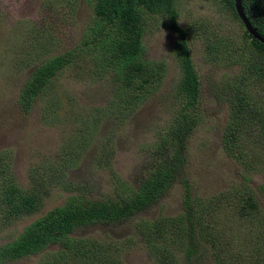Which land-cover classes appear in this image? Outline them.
Returning <instances> with one entry per match:
<instances>
[{
	"label": "rangeland",
	"instance_id": "obj_1",
	"mask_svg": "<svg viewBox=\"0 0 264 264\" xmlns=\"http://www.w3.org/2000/svg\"><path fill=\"white\" fill-rule=\"evenodd\" d=\"M173 4L198 84L194 106L181 112L167 17L143 13L146 70L125 87L84 0H0V167L18 192L38 199L32 213L6 220L0 210V245L69 196L116 198L159 163L167 170L162 193L137 212L75 227L67 247L49 244L1 264H264V72L249 75V38L224 2ZM261 7L248 9L254 24L264 23V0ZM58 54L66 63L32 100L22 98L35 69ZM241 75L249 107L235 129L231 83ZM225 133L235 137L230 147ZM189 199L197 213L192 204L184 211ZM141 220L174 223L180 235L145 232Z\"/></svg>",
	"mask_w": 264,
	"mask_h": 264
},
{
	"label": "trees",
	"instance_id": "obj_2",
	"mask_svg": "<svg viewBox=\"0 0 264 264\" xmlns=\"http://www.w3.org/2000/svg\"><path fill=\"white\" fill-rule=\"evenodd\" d=\"M90 6L92 30L96 31L99 38V49L105 53L111 54V66L113 75L116 76L120 84L129 87L136 73L140 75L146 70L141 60L142 45L141 35L143 31V13L165 16L170 20L168 28L175 34L173 42V56L175 57L178 69V91L184 100L181 103L179 112L192 109L196 102L197 94V78L193 70L187 43L185 40L184 30L176 26L173 22L176 17L173 0H84ZM225 3L232 11H234L233 0H220ZM251 4V5H250ZM240 5L250 24L255 27L256 32L264 38V23L259 20L256 24L249 17L250 7L253 10L260 11L261 0H240ZM237 17V16H236ZM257 25V26H256ZM244 35L249 38L248 48L253 52L247 55L243 60L247 61L249 67V75L253 72L261 74L264 72V45L257 40L251 38L250 34L244 31ZM219 47V46H218ZM208 49V46H205ZM65 54L51 56L41 65H39L32 77L27 81L21 93L22 98L32 100L33 96L38 93L40 88L46 84V81L66 63ZM137 76V75H136ZM248 77L241 75L236 78L231 85L233 92L230 104L232 105V122L231 126L237 129L239 125L238 115L243 111V105L249 107L248 101L244 99L246 93L238 89L237 85H242ZM145 81L143 79L142 83ZM142 86V85H140ZM253 104L250 105L252 111L256 113L254 103L256 98H251ZM251 102V103H252ZM246 108V109H247ZM175 122V121H174ZM178 127V123L176 124ZM174 128V125L172 126ZM261 136L264 142V123L261 124ZM170 134V146L175 144L177 135L174 131ZM227 135V136H226ZM168 135L162 137L160 142H166ZM235 137L225 133L223 142L230 147L235 142ZM233 142V143H231ZM158 147V144L156 145ZM179 161V159H176ZM151 170L144 180L135 188L126 187V190L119 194L116 198H104L100 202H93L80 196H69L60 206H55L45 214L34 219L31 223L24 226L21 231L15 234L10 240L0 245V264L5 260H13L22 256L37 254L45 249L49 244L57 243L63 247H67L66 240L68 234L78 226H85L98 220H121L131 215L141 208L151 203L165 187V176L167 170L163 167V163ZM1 166V161H0ZM175 167H173L174 169ZM37 197L31 193L18 192V190L9 183V180L3 177V170L0 167V210L5 211V219L7 216L17 214L32 213L37 204ZM194 208L196 204L191 199L185 203L183 209L185 212ZM251 208L252 205H244ZM197 213V210H192ZM188 218L190 214L188 213ZM190 225V221L188 220ZM140 226L143 231H151L152 226L158 230L166 228L171 236L180 235L177 230L179 227L174 223H165L161 220H141ZM153 230V229H152ZM205 230V229H203ZM147 234V233H146ZM207 241H211L216 236L209 231Z\"/></svg>",
	"mask_w": 264,
	"mask_h": 264
},
{
	"label": "water",
	"instance_id": "obj_3",
	"mask_svg": "<svg viewBox=\"0 0 264 264\" xmlns=\"http://www.w3.org/2000/svg\"><path fill=\"white\" fill-rule=\"evenodd\" d=\"M233 5H234L233 7H234V11L236 13V16L240 20L245 31L250 34L251 38L257 40L258 42H260L261 44L264 45V38H262L261 36H259V34H257L255 28H253L251 26L250 22L248 21V19L244 15V13L242 11V7L240 5V0H233Z\"/></svg>",
	"mask_w": 264,
	"mask_h": 264
},
{
	"label": "flooded vegetation",
	"instance_id": "obj_4",
	"mask_svg": "<svg viewBox=\"0 0 264 264\" xmlns=\"http://www.w3.org/2000/svg\"><path fill=\"white\" fill-rule=\"evenodd\" d=\"M245 15V14H244ZM247 18V17H246ZM248 19V18H247ZM249 21V20H248ZM241 23V22H240ZM252 26V25H251ZM253 27V26H252ZM253 28H255V27H253ZM256 30V29H255ZM258 34V33H257Z\"/></svg>",
	"mask_w": 264,
	"mask_h": 264
}]
</instances>
